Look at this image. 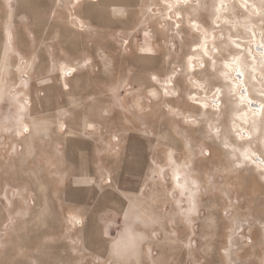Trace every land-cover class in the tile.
<instances>
[{"label": "rangeland", "instance_id": "374dc122", "mask_svg": "<svg viewBox=\"0 0 264 264\" xmlns=\"http://www.w3.org/2000/svg\"><path fill=\"white\" fill-rule=\"evenodd\" d=\"M227 2L0 0V264H264V0Z\"/></svg>", "mask_w": 264, "mask_h": 264}, {"label": "bare ground", "instance_id": "6f19581e", "mask_svg": "<svg viewBox=\"0 0 264 264\" xmlns=\"http://www.w3.org/2000/svg\"><path fill=\"white\" fill-rule=\"evenodd\" d=\"M91 1H95V0H91ZM189 1H191V0H186V2H189ZM220 1H222V0H220ZM238 1H244L249 6V9H251V10L247 11L248 16L251 17L252 15H254L255 11L260 12L259 11L260 8H258L259 6H257V4H255L256 1L253 2L254 0H228L227 5H226L227 8L229 9V7H231L230 5L237 6ZM174 2H177V5H179L180 3H184V4L186 3L185 1H182V0H174ZM224 8H225V3L223 4L221 9L224 10ZM252 11H254V13ZM254 16L260 17V14L258 13V14H255ZM261 16H264V13H262ZM206 31H207V28H206ZM254 43H256V44L260 43L261 44V47L257 46L256 49L252 48L251 53L253 51L255 52V55L252 56V58L256 62H258V63L254 62V64L255 65L258 64L257 68L262 73V71H264V40L262 38H256L254 40ZM216 48L218 49L217 52H219L220 51L219 48L218 47H216ZM206 56L210 57V55H206ZM204 65H206V64L204 63ZM71 69L73 70V72L75 71V69L73 67ZM231 70H232L231 74H234L236 72L235 76L237 78H234V77H232V78H234V81H235L234 84H235L237 90L239 91V98H238L239 99V105L241 104V106L243 108H245V111H244L245 114L241 115L243 117L242 119L244 120V124H242L241 127H243L244 132H245L243 135L241 134L243 137L242 139L247 144H250L252 142L256 143L258 140V137L260 136L258 134V132L261 130L262 123L264 122V102L261 100H257L252 96L250 87L247 83L248 81L246 82V77H247L246 72H245L244 67L240 61L234 62L233 66L231 67ZM262 77H264V76H262ZM241 87H244L242 92H240ZM219 95H220V93H219ZM219 99H220V97L218 98V100ZM255 101H259V103H256ZM214 102H216V101H214ZM217 104L218 103H215L214 105H217ZM221 104H222V101L220 100V105ZM254 162L259 167L261 166L262 168H264V159L263 158H261V160H260V158H258L256 156V158H254ZM176 174H177L178 181H179L181 176L178 175V173H176Z\"/></svg>", "mask_w": 264, "mask_h": 264}, {"label": "crops", "instance_id": "0c3cea01", "mask_svg": "<svg viewBox=\"0 0 264 264\" xmlns=\"http://www.w3.org/2000/svg\"><path fill=\"white\" fill-rule=\"evenodd\" d=\"M113 2L117 3L116 5L119 6V4H120L121 2H123V0H113ZM125 209H126V207L123 208V214H124Z\"/></svg>", "mask_w": 264, "mask_h": 264}, {"label": "flooded vegetation", "instance_id": "af4514ba", "mask_svg": "<svg viewBox=\"0 0 264 264\" xmlns=\"http://www.w3.org/2000/svg\"><path fill=\"white\" fill-rule=\"evenodd\" d=\"M112 7H114V5H113V6H111V8H112ZM238 74H239V73H238Z\"/></svg>", "mask_w": 264, "mask_h": 264}]
</instances>
